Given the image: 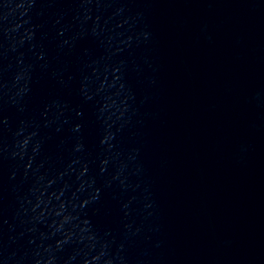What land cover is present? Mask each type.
I'll return each mask as SVG.
<instances>
[{"label":"water","instance_id":"water-1","mask_svg":"<svg viewBox=\"0 0 264 264\" xmlns=\"http://www.w3.org/2000/svg\"><path fill=\"white\" fill-rule=\"evenodd\" d=\"M0 264H264V0H0Z\"/></svg>","mask_w":264,"mask_h":264}]
</instances>
